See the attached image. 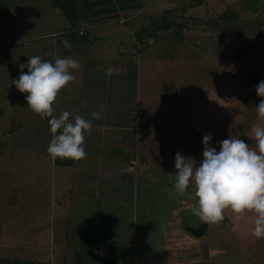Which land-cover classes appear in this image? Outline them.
Instances as JSON below:
<instances>
[{"label": "crops", "instance_id": "obj_1", "mask_svg": "<svg viewBox=\"0 0 264 264\" xmlns=\"http://www.w3.org/2000/svg\"><path fill=\"white\" fill-rule=\"evenodd\" d=\"M141 1L135 7H124L130 3L127 0L114 2L107 6L117 7L110 10L109 18L90 22H85L88 17L79 10L78 0L73 19L52 4L56 15L61 10L67 22L63 20V30L55 29L49 35L66 34L51 35L36 53L45 59L72 57L81 65L74 72L75 81L55 101L54 114L69 111L70 120L76 113L90 119L91 111L104 105L103 119L93 120L94 129L85 140L87 155L79 161L53 159L48 154L50 126L42 124L38 115L28 127L19 121L15 134L27 132L30 140L27 146H16L20 162L28 166V182L15 184L28 189L20 192L19 199L22 195L34 204L28 209L27 235L17 233L12 245L26 247L35 256L6 258L5 263L264 264V238L251 231L254 213L237 218L226 209L225 219L213 224L215 236L206 234L208 228L203 235H195L184 226L183 218L190 224L200 221L192 211L196 201L169 195L175 183V154L191 157L185 138L191 132L204 136L210 126L206 112L200 123L199 116L192 114L195 104L190 109L186 95L175 96L182 88L178 89L172 64L190 65L192 53L194 62L200 60L199 66L204 65L203 45L210 37L207 33H212L196 25L161 35L163 29L152 24L160 13H152L146 22L133 27L129 21L136 16L128 11L139 6L145 10L152 3ZM197 7L189 6L188 11ZM123 14L129 18L119 22ZM51 20V25L59 24L58 16ZM117 24L120 29L115 28ZM101 26L107 28L93 29ZM88 27L93 29L92 35ZM125 30L133 37L132 50L122 47ZM149 37L151 43L137 47L138 41ZM65 40L70 48L62 43ZM121 50L130 56L120 55ZM184 74L182 79H187V72ZM229 217L238 220L236 230H228Z\"/></svg>", "mask_w": 264, "mask_h": 264}, {"label": "rangeland", "instance_id": "obj_2", "mask_svg": "<svg viewBox=\"0 0 264 264\" xmlns=\"http://www.w3.org/2000/svg\"><path fill=\"white\" fill-rule=\"evenodd\" d=\"M146 1L149 0L141 2L145 4ZM78 2L79 10L84 17H88L85 22H90L109 18L111 9L107 6L115 4L114 2L119 4L122 0ZM52 4V0H0V264H11L5 263L6 258L11 260L18 256H35L26 247L17 249L12 245V237L17 233L27 235L30 219L28 209L34 204L28 197L21 195L22 198L19 199L20 192L27 193L28 189L22 190V186L15 184L21 180L18 183L27 185L28 166L20 162L21 156L17 153L16 146H27L30 141L27 132L24 136L16 135L15 132L19 121L21 125L28 127L37 116L27 107V94L20 93L12 81L18 79L17 74L21 72L19 65L26 64L28 57L37 55L36 50L53 38L49 33L55 29L63 30V20L67 22V19L61 10L56 15ZM193 5L198 7L188 11L189 6ZM164 9L172 12L171 17L182 25L181 30H190L198 25L197 28H207L212 33V36L207 33L210 37L203 45L206 49L202 61L204 65L199 66L200 60L196 64L195 57L190 56L192 53L189 54L190 65L185 62L172 64L173 72L178 74V89L182 88L175 91V96L184 98L186 95L184 100L190 99L187 101L190 109L195 104L192 114L194 117L195 114L199 116L200 123H203L206 114L209 115L210 119L206 123L210 126L206 134L212 135L211 144L217 151L218 142L230 135L253 144L254 141L249 138L252 135L251 127L264 126V119L258 117L255 107L262 99L257 96L255 88L264 80V0H152L145 10L141 6L130 9L128 14L133 13L136 17L129 23L135 27L146 22L152 13H160L158 17H162ZM222 12H225V16L220 14ZM99 14L103 15L97 16ZM55 16H58L57 26L51 25V22L54 23L51 19ZM66 24L70 26L69 23ZM117 25L115 28L120 29L119 24ZM105 28L107 27L101 26L93 29ZM88 29V33L92 35L93 29ZM160 29H163L159 32L162 35L166 30L175 32L173 29L176 27L174 25L169 29ZM124 32L125 44L122 47L132 50L133 37L131 38L129 31ZM61 34L66 32L59 35ZM147 40L152 42L150 37ZM100 48L103 50L106 47ZM202 55L203 53L199 54L200 59ZM50 59L52 58L47 57L46 60ZM23 71L27 72V68ZM185 72L188 77L182 79ZM210 110L211 114L208 113ZM39 121L46 124L48 119L39 117ZM192 133L185 139L189 140L191 157L199 163L203 158V136L198 132ZM20 177L23 178L19 179ZM228 220L231 225L228 230H236L237 219L229 217ZM48 223H51L50 219ZM206 234L215 236L213 224H210Z\"/></svg>", "mask_w": 264, "mask_h": 264}, {"label": "clouds", "instance_id": "obj_3", "mask_svg": "<svg viewBox=\"0 0 264 264\" xmlns=\"http://www.w3.org/2000/svg\"><path fill=\"white\" fill-rule=\"evenodd\" d=\"M53 37L59 33H52ZM66 48L70 43L62 41ZM20 75L12 81L20 93H26L27 107L41 119L49 118L51 139L47 147L53 158L84 159L86 136L94 129L93 120L103 119L102 111L92 110L90 119L70 112L55 115L54 103L69 84L75 81L80 62L72 57L53 56L46 60L39 55L28 57L20 64ZM27 68V72H24ZM262 98L255 106L259 118L264 119V80L256 85ZM249 137L253 144L229 136L218 142L219 151L211 144L212 135L203 136V158L197 163L193 157L175 154V183L169 195L195 200L192 211L205 223L218 224L230 209L237 218L254 213L252 235L264 238V126H252Z\"/></svg>", "mask_w": 264, "mask_h": 264}, {"label": "trees", "instance_id": "obj_4", "mask_svg": "<svg viewBox=\"0 0 264 264\" xmlns=\"http://www.w3.org/2000/svg\"><path fill=\"white\" fill-rule=\"evenodd\" d=\"M52 1L54 2L56 6L62 8V10L65 12L68 18L73 19L75 15V11H76V0H52ZM127 1L130 3L129 5L127 4V6L124 5V7H135L138 4V2H136L137 0H127ZM111 10H117V7L112 6ZM170 13H172L170 10L169 11L165 10L162 17H158V16L153 17L152 24L157 25V28L159 29L160 28L169 29L175 25L176 29H173V30L175 31V33H178L181 31L182 25L178 22H175V20H173V18L171 17ZM220 14L222 16H225V12H222ZM178 25H179V28H178ZM145 29L147 30V28Z\"/></svg>", "mask_w": 264, "mask_h": 264}, {"label": "water", "instance_id": "obj_5", "mask_svg": "<svg viewBox=\"0 0 264 264\" xmlns=\"http://www.w3.org/2000/svg\"><path fill=\"white\" fill-rule=\"evenodd\" d=\"M119 54L122 56H130V53L122 50L119 52ZM183 224L189 231H191L195 235H203L206 232L209 223H205L200 220L197 224H190L188 223L186 218H183Z\"/></svg>", "mask_w": 264, "mask_h": 264}, {"label": "built area", "instance_id": "obj_6", "mask_svg": "<svg viewBox=\"0 0 264 264\" xmlns=\"http://www.w3.org/2000/svg\"><path fill=\"white\" fill-rule=\"evenodd\" d=\"M136 13V12H135ZM130 15H132V16H135V14H130ZM129 18V16H126L125 14H123V15H120L119 17H118V21L119 22H124L125 20H127ZM151 41H149V40H144V41H138L137 42V47L139 48V47H142V46H146L147 44H149Z\"/></svg>", "mask_w": 264, "mask_h": 264}]
</instances>
